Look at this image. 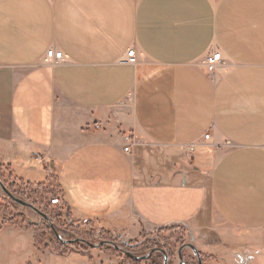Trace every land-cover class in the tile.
Listing matches in <instances>:
<instances>
[{
  "label": "crops",
  "instance_id": "obj_1",
  "mask_svg": "<svg viewBox=\"0 0 264 264\" xmlns=\"http://www.w3.org/2000/svg\"><path fill=\"white\" fill-rule=\"evenodd\" d=\"M51 49L66 62L51 66ZM0 166L13 183H54L52 207L124 241L192 229L209 200L264 237V0H0ZM1 210L0 264H47ZM251 243L242 264H264V238ZM218 251L204 264H230Z\"/></svg>",
  "mask_w": 264,
  "mask_h": 264
},
{
  "label": "rangeland",
  "instance_id": "obj_2",
  "mask_svg": "<svg viewBox=\"0 0 264 264\" xmlns=\"http://www.w3.org/2000/svg\"><path fill=\"white\" fill-rule=\"evenodd\" d=\"M216 1L212 0V2ZM7 173H1V176L4 177L1 180L3 185L8 190L9 187L16 189L19 192H17L18 196H16L18 199L32 205L35 209L45 214L47 218H44L29 206H22L12 201L4 193L1 186L0 196L2 203L0 207L8 216L7 218L10 217L13 221L15 220L16 225L26 227L35 232L37 251L48 250L49 256H51L46 260L47 264H68L73 262L74 258L78 262L80 260L85 262V264H163L164 262V256L157 253L153 257L155 259L150 262L133 263L123 258L119 250L103 245L99 246L101 244L99 238L101 237L116 241L120 247H123L124 244L135 246L134 253L138 256H148L157 247H162L176 254L182 244L192 243L200 255H203L202 251L207 247L216 248L219 250L216 253L219 258L228 255L230 257L227 260H229L230 264H242L243 261L248 263L250 258L251 249L248 245H252L251 242L256 239L264 238L253 239L250 235L227 226L219 219L211 200H209L205 205L202 221H199V224L202 225L201 229L198 228V222H195L193 230L185 227H174L158 231L151 236H141L135 240L124 241L121 237L104 234L96 224L76 228L74 222L66 218L64 209L52 207L53 205L50 204L51 200L58 196L54 183H49L44 188L34 189V185L31 183L24 181L13 183L8 178ZM31 194H33L32 198H30ZM52 228L56 229L60 238L56 237ZM79 238L87 240L94 247L79 245V243L75 242ZM189 254L193 256V264H198V258L192 250ZM202 257L205 262V257ZM177 262L178 260L175 259L173 264H177Z\"/></svg>",
  "mask_w": 264,
  "mask_h": 264
},
{
  "label": "built area",
  "instance_id": "obj_3",
  "mask_svg": "<svg viewBox=\"0 0 264 264\" xmlns=\"http://www.w3.org/2000/svg\"><path fill=\"white\" fill-rule=\"evenodd\" d=\"M46 61L51 65V66H59L62 65L66 62V59L64 57V54L60 51L57 50H49L46 54ZM125 63L130 64V65H136L137 64V54L134 49H130L127 54L126 58L124 60ZM224 64V58L221 52H212L209 55H207L200 63V66L205 70V72L208 75H214L217 73L218 68H220L221 65ZM96 130L102 129V124H96L95 126ZM210 140V134H206L204 137V141H209ZM123 141L125 143L124 145V153L126 154H131L133 147L137 145L136 139L130 135V134H125L123 136ZM228 146H231V142H227ZM200 144L194 142L192 144H189L186 148L187 150V156H191L194 154L196 151L197 147H199ZM62 200L59 196L56 198L52 199L50 204L51 205H62Z\"/></svg>",
  "mask_w": 264,
  "mask_h": 264
},
{
  "label": "flooded vegetation",
  "instance_id": "obj_4",
  "mask_svg": "<svg viewBox=\"0 0 264 264\" xmlns=\"http://www.w3.org/2000/svg\"><path fill=\"white\" fill-rule=\"evenodd\" d=\"M78 240H83V241L88 242L87 240H84L82 238H79ZM100 242L101 243L109 242V243L115 244L116 246L111 245V244H103V246H107V247H111V248L119 250V252L122 254L123 258H126V260H128V261L130 260L133 263H141L144 261L150 262L153 259H155L153 257L158 253V254H162L164 256L163 264H173V261L175 259L178 260L177 264H193V256H190V254H189V252L192 250L191 248H189V245H193L192 243L182 244L181 247L177 250L176 254H173L172 252H170V250L168 251L167 249H164L162 247H157V248H154L153 250H155V251L154 252L152 251L153 253L151 252V254L148 256H146V255L138 256L134 253V250H135L134 247L135 246L124 244L123 247H120V246H118L117 242L114 240H104L103 239V240H100ZM77 243H79V245H86L82 241H79ZM175 256H176V258H175ZM200 256H201V260H202L203 257H202V255H200ZM202 262L204 264L203 260H202Z\"/></svg>",
  "mask_w": 264,
  "mask_h": 264
},
{
  "label": "water",
  "instance_id": "obj_5",
  "mask_svg": "<svg viewBox=\"0 0 264 264\" xmlns=\"http://www.w3.org/2000/svg\"><path fill=\"white\" fill-rule=\"evenodd\" d=\"M0 186L2 187L4 193L7 195V197L11 198L14 202H16L17 204L19 205H22V206H29L30 208L34 209L36 212H38L40 215H42L44 218H47L45 216V214L41 213L39 210L35 209L32 205H29L28 203L24 202L23 200H20L18 199L15 195H13L4 185L3 183L1 182L0 180ZM52 230L54 231L56 237L60 238L59 236V233L56 231L55 228H52ZM79 241H82L83 243H85L86 245L90 246V247H94V245L90 244L89 242H86V241H83V240H77L75 242H79ZM71 243V242H69ZM103 244H111V245H114L116 246L115 244L113 243H109V242H104V243H101L99 246L103 245ZM189 248H191L194 252V254L197 256L198 258V264H203L202 260H201V256L199 254V252L197 251V249L195 248L194 245H189ZM155 250H153L154 252ZM152 252V253H153Z\"/></svg>",
  "mask_w": 264,
  "mask_h": 264
},
{
  "label": "trees",
  "instance_id": "obj_6",
  "mask_svg": "<svg viewBox=\"0 0 264 264\" xmlns=\"http://www.w3.org/2000/svg\"><path fill=\"white\" fill-rule=\"evenodd\" d=\"M1 173H2V169H1V166H0V180H3L4 179V177H2L1 176ZM39 189H40V187H39ZM9 190H10V192L13 194V195H15V196H18V191L16 190V189H14L13 187H9ZM21 191V190H20ZM18 192V193H17ZM23 193V192H22ZM33 194H31L30 195V198H32L33 196H32ZM1 198V197H0ZM2 199H5V198H2ZM11 199V198H10ZM12 200V199H11ZM13 201V200H12ZM0 209H2V208H0ZM91 224H93L92 222H83V223H81V224H77V225H75V227L76 228H78V227H80V228H82V227H86V226H90ZM101 236V235H100ZM104 238H99V240H103ZM104 240H110V239H104ZM112 240V239H111Z\"/></svg>",
  "mask_w": 264,
  "mask_h": 264
}]
</instances>
